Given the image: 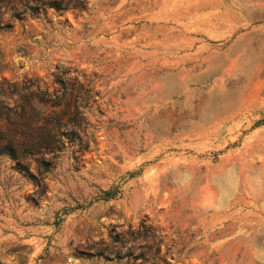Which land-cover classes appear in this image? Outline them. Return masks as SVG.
Returning <instances> with one entry per match:
<instances>
[{"label": "rangeland", "instance_id": "obj_1", "mask_svg": "<svg viewBox=\"0 0 264 264\" xmlns=\"http://www.w3.org/2000/svg\"><path fill=\"white\" fill-rule=\"evenodd\" d=\"M0 264H264V0H0Z\"/></svg>", "mask_w": 264, "mask_h": 264}, {"label": "trees", "instance_id": "obj_2", "mask_svg": "<svg viewBox=\"0 0 264 264\" xmlns=\"http://www.w3.org/2000/svg\"><path fill=\"white\" fill-rule=\"evenodd\" d=\"M44 160H40V164L42 165ZM114 197V193L111 190H105L102 194L98 197V199L108 200Z\"/></svg>", "mask_w": 264, "mask_h": 264}]
</instances>
